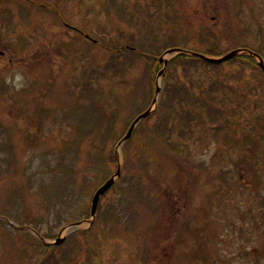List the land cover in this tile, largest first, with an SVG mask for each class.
<instances>
[{
    "label": "rangeland",
    "instance_id": "374dc122",
    "mask_svg": "<svg viewBox=\"0 0 264 264\" xmlns=\"http://www.w3.org/2000/svg\"><path fill=\"white\" fill-rule=\"evenodd\" d=\"M171 3L0 0V264H264V75L258 68L257 77L250 73L255 79L248 77L252 89L238 99L196 88L202 103L189 108L190 134L181 140L177 132L170 135L187 145L186 158L178 161L185 171L167 153L154 152V167L165 161L166 180L159 176L148 187L138 171L135 182L118 181L100 198L94 223L88 221L110 145L128 178L124 154L132 153V168L138 166L145 156L136 144L159 142L167 132L152 127L163 114L149 116L124 149L116 147L137 106L155 109L149 95L131 103L134 84L151 71L147 82L162 90L166 68L182 77L183 67L169 63L177 51L166 50L200 51L197 37L217 38L214 47L247 46L264 60V0ZM55 13L83 34L45 16ZM86 36L99 43H86ZM137 50L163 57L165 69ZM172 77L170 87L177 89ZM188 114L171 118L184 127ZM249 146L252 153L245 155ZM58 237L63 242L52 244Z\"/></svg>",
    "mask_w": 264,
    "mask_h": 264
},
{
    "label": "trees",
    "instance_id": "16d2710c",
    "mask_svg": "<svg viewBox=\"0 0 264 264\" xmlns=\"http://www.w3.org/2000/svg\"><path fill=\"white\" fill-rule=\"evenodd\" d=\"M217 42H218L217 38H208L207 40H199V38L197 37V43H201L202 49L200 51H196V52L202 53V54L207 55V56L219 57V56L223 55L224 53H226L227 50L224 48L223 49L217 48V46L214 47V45ZM60 43H62V42H60ZM105 45H107V44H105ZM64 46H65V48H66V46H68V48H69V43L67 45H64ZM244 49H248L249 51L258 53L257 51H254L251 48H248L247 46H245ZM105 51H108V50H105ZM119 51H121V50H119ZM129 51L135 52V50H129ZM137 51H138L137 55H140L141 57H143L144 60L149 59V61L152 63V66L157 64V60H156L157 58L149 56L148 54H150V53H147L144 51H139V50H137ZM108 54L111 55V57H116V56L120 55V54L118 55L115 51H108ZM171 63L181 65L184 69V72H182V77H180L179 75H176L174 77L175 73L173 71H170L169 68L167 69L168 75H165V77H164V86H163V89L160 93L159 101L157 103L156 109L154 110V112L152 113V115L150 117V118H152V117H154V115L158 116L160 114H163L161 117H158L159 121L156 120V122L153 123L152 127H154V124H155L157 128L161 127V129H160L161 131L167 130V132L165 134L162 132L159 142H155V143L154 142H145L142 140L139 144H136V146H135L136 150L139 149L138 152L141 153L143 156H145L142 160H139L140 164L138 166L132 168V166L135 162V159L133 157H131L133 155L132 153L127 152L124 154V165L122 166V169L124 168V170L125 169L127 170L129 168V170H127V171L130 174L129 175L130 177L124 178L123 176H121L118 179V181L121 182V184H124V182L126 180H128L130 182H135V180H136L135 174L138 171L144 173V176L141 179V182L143 181L144 184H148V187H150L149 186L150 184H153L154 182H156V179L160 178L159 176L164 177V179L166 180L167 177L163 176L164 174L168 175V173L165 171V167H164L165 161L159 163L157 165V167H154V164L151 160L154 157L153 153L157 152V151H161L163 154L167 153L171 157V159L174 158L176 160V161H174V166H176V165H178L179 167L182 166V163H179L178 161L186 158V154H187L186 146L187 145L185 142H179V141H175V140L171 139L170 135L177 132V133H179L178 139L181 140V139L185 138L184 136L186 135L187 132L190 134V131L192 130L191 129V119L192 118L190 117L189 108H196V107L200 106L199 96H198V94L196 95L197 92L210 94V93H214L215 91H217V92L221 91L222 92V98H224V99L228 98V93L235 95L236 99H238L239 94L245 96L244 89H246V92L249 91L248 89H252V86H250L248 83V77H250V76L254 77L253 75H255V77L258 76V73L256 72L257 71L256 68H258L257 64H256V60L247 54H240L239 56L235 57L234 59L227 61V62H224V63L219 64V65L209 64V63L202 61L199 58H195V57H192V56H189L186 54H177L170 61V64ZM104 68H112V67H111V65L106 64L104 66ZM191 68H193V70H190ZM112 69L114 70V68H112ZM119 70L120 69L116 68V71H119ZM259 72L261 73L260 70H259ZM250 73H253V75H250ZM170 74L173 76L172 78L177 79L176 83H180V85L177 89L170 87L172 85L169 82L170 81L169 76H171ZM148 75L151 77H154L153 74L151 73V71H149V73L146 76H144V79H141V81H138L137 84L140 85V87H138V85L136 83L134 84V89L132 90L131 93H136V95H135L134 100L131 101V103L134 104V103H137V101H139L138 103H143L146 98L142 101L140 99V96H147V98H148V95H149V98H148L147 103L148 104L151 103V100L153 97V84L150 82L151 80L149 82H147V80H149L147 78ZM255 77H254V79H255ZM146 84L147 85L149 84L147 91H149L150 94H148V93L146 94V89H145ZM196 88L198 89L197 92H196ZM139 90H142V94L138 93ZM239 100H242V99H239ZM220 101L222 104L221 108L223 109L226 101H223V99H220ZM183 102H185L184 104H187L189 106H186V108H185ZM200 103H202V102H200ZM141 106H142V104L140 105V107L137 106V114L141 112V109H142ZM239 106L240 105H238V107ZM205 108H206L207 112L211 113L210 107L205 106ZM175 112H180L182 114V116H186L189 113L187 116L186 124L184 127L182 125H176L175 120L173 118H171V116ZM144 120H147V118ZM142 122L143 121L140 122L139 126L141 125ZM168 123H171V125H168ZM139 126L137 127V130H138ZM177 126L180 127L179 130H177ZM146 130H147V136L153 135L154 132L152 133L151 128H146ZM247 130H249V129H247ZM114 133H115L114 128L110 127L108 129V135L113 136ZM260 137H261L260 140H264L263 135H260ZM242 139H243V141H247L249 139V137L243 136ZM118 140H116V141H118ZM256 140H259V139L256 138ZM116 141H113L111 143L113 144ZM128 142L129 141L125 142L123 149L128 144ZM254 142H256V141L253 140V142H251V144L254 145ZM153 143L156 145V150H154V147H152ZM242 145H247V143L243 142ZM103 147L104 146L100 147L101 150L98 147L99 151L102 152ZM252 150H253L252 146L247 147L245 149V155H248L247 154L248 152L252 153ZM107 157H108V159H105L106 162L105 161L103 162V163H105V166L102 169V171H103L102 175L99 178V181H98L96 186H99L101 183H103L106 179H108L112 175L111 174V166H116V164H117L116 163L117 161H116V158L114 155V147H112L111 145H110V149L107 153ZM156 157H159V156H156ZM101 158H104L103 155H101ZM100 161H103V160H100ZM100 161H98V162H100ZM98 162H96L94 164H97ZM99 168H100V166H99ZM159 169H160V171H159ZM181 170L185 171L183 166H182ZM153 174H155V175H153ZM118 181H117V183H118ZM171 181H173L174 184H176V186L181 185V183L174 181L172 179V176H171ZM162 182H163V180H162ZM198 182L200 184L199 178H197L196 181L194 182L195 185H197ZM186 183H188V182H186ZM212 185H214V184H212ZM113 188H115V185H113ZM191 188H192L191 190L194 192V186H191ZM198 188H199V186H198ZM176 196H180V195L176 194ZM157 200H158V198H157ZM87 217H89V211H88ZM53 264H54V262H53Z\"/></svg>",
    "mask_w": 264,
    "mask_h": 264
},
{
    "label": "water",
    "instance_id": "95a60500",
    "mask_svg": "<svg viewBox=\"0 0 264 264\" xmlns=\"http://www.w3.org/2000/svg\"><path fill=\"white\" fill-rule=\"evenodd\" d=\"M238 53H239V52H238L237 50H236V51H231V52H229L228 54L224 55L223 57H221V58H219V59L207 58V57H204V56L199 55V54H196V53H193V55H194V56H197V57H200L201 59H203V60H205V61H207V62H210V63H213V64H218V63H221V62H223V61H227V60H229V59L235 57ZM252 55H254L256 58H258V60H259V62H258V66H259L260 69L264 72V62H263V60H262L259 56H257L256 54H252ZM159 61L162 62V58H160ZM165 64H166V62H165ZM158 92H159V89L157 88V89H156V93H158ZM147 115H148V111L145 112L144 114L138 116V117L134 120V122L132 123L131 127L129 128V131H128L127 135L123 138L122 141H125V140H127V139L130 137L131 132H132V130H133L135 124H136L140 119H142L143 117H145V116H147ZM119 175H120V169L118 168L117 171H116V173H115V175H114L112 178H110L109 180H107L102 186H100V187L96 190V192H95V194H94V196H93V198H92V201H91V215H92V216L95 215V212H96V209H97V205H98V201H99L100 196L103 195L106 191H108V190L110 189V187H111V186L113 185V183H114V177H118ZM62 240H63V239H59V238H58V239L56 240L55 244H60V243L62 242Z\"/></svg>",
    "mask_w": 264,
    "mask_h": 264
},
{
    "label": "flooded vegetation",
    "instance_id": "af4514ba",
    "mask_svg": "<svg viewBox=\"0 0 264 264\" xmlns=\"http://www.w3.org/2000/svg\"><path fill=\"white\" fill-rule=\"evenodd\" d=\"M3 55H4L3 52L0 51V56H3Z\"/></svg>",
    "mask_w": 264,
    "mask_h": 264
}]
</instances>
